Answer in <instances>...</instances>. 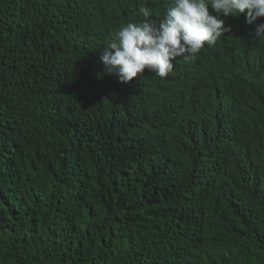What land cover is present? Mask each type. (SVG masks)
<instances>
[{
    "label": "trees",
    "instance_id": "obj_1",
    "mask_svg": "<svg viewBox=\"0 0 264 264\" xmlns=\"http://www.w3.org/2000/svg\"><path fill=\"white\" fill-rule=\"evenodd\" d=\"M167 4L0 0V264H264L263 17L109 76L114 32Z\"/></svg>",
    "mask_w": 264,
    "mask_h": 264
},
{
    "label": "clouds",
    "instance_id": "obj_2",
    "mask_svg": "<svg viewBox=\"0 0 264 264\" xmlns=\"http://www.w3.org/2000/svg\"><path fill=\"white\" fill-rule=\"evenodd\" d=\"M246 14L252 24L264 20V0H168L166 14L157 24L152 11L141 6L139 19L118 28L102 48L100 60L109 76L130 83L147 71L166 77L177 58L189 62L206 46H213L232 31L223 17ZM264 38V21L257 24L255 39Z\"/></svg>",
    "mask_w": 264,
    "mask_h": 264
}]
</instances>
